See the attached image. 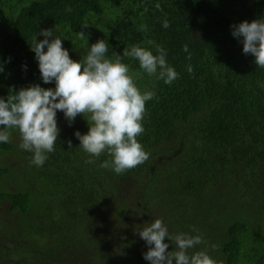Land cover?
I'll return each instance as SVG.
<instances>
[{
    "label": "trees",
    "instance_id": "1",
    "mask_svg": "<svg viewBox=\"0 0 264 264\" xmlns=\"http://www.w3.org/2000/svg\"><path fill=\"white\" fill-rule=\"evenodd\" d=\"M262 17L264 0H0L2 98L55 87L30 48L40 29H55L77 61L100 39L109 58L160 45L179 73L171 85L145 73L136 81L156 93L138 137L150 158L124 174L79 147L87 116L69 126L57 112L60 136L39 167L12 130L0 143V264H150L135 230L157 218L172 233L201 234L218 264H264V69L231 28ZM122 62L142 72L137 60Z\"/></svg>",
    "mask_w": 264,
    "mask_h": 264
},
{
    "label": "clouds",
    "instance_id": "2",
    "mask_svg": "<svg viewBox=\"0 0 264 264\" xmlns=\"http://www.w3.org/2000/svg\"><path fill=\"white\" fill-rule=\"evenodd\" d=\"M156 7L159 9L160 5ZM87 27L82 25L79 38L85 37L83 29ZM163 27H170L168 20L163 22ZM231 28L233 37L243 44V53L254 56L256 66L264 69V17L251 22L245 20ZM142 29L146 30V26ZM37 35L44 39L37 40ZM37 35L30 42L31 51L35 53L43 83L54 82L55 87L32 84L11 90L7 98L0 97V143H9L12 130H17L21 139L19 147L32 153V164L43 166L60 136L57 120L60 111L69 126L77 116L88 117L89 131L86 134L76 131L75 136L80 141L79 147L90 157L98 159L102 154L111 157L101 167L124 174L144 164L150 153L138 137L145 132L146 104L156 93L142 92L136 81L142 78V73L168 85L177 80L179 73L168 63L167 51L156 45L154 54L149 48L133 45L124 48L123 55L114 52L113 58H109L108 42L100 39L77 61L55 35V29H40ZM183 50L188 52L187 44ZM124 57L137 60L142 72H130L129 65L122 62ZM187 59H191V53ZM3 70L0 63V72ZM187 71L193 72L191 65ZM68 145L72 147L71 141ZM94 162L91 158L86 160V163ZM142 225L135 232L148 246L143 258L150 264H218L201 234L172 233L160 218ZM193 231L198 232L195 228ZM170 244L174 246L172 250ZM201 245L205 247L198 250ZM211 248L215 249L216 245Z\"/></svg>",
    "mask_w": 264,
    "mask_h": 264
},
{
    "label": "rangeland",
    "instance_id": "3",
    "mask_svg": "<svg viewBox=\"0 0 264 264\" xmlns=\"http://www.w3.org/2000/svg\"><path fill=\"white\" fill-rule=\"evenodd\" d=\"M57 118H58V114H57ZM1 211H3L5 214H6V212H7L6 208H1V209H0V212H1Z\"/></svg>",
    "mask_w": 264,
    "mask_h": 264
}]
</instances>
